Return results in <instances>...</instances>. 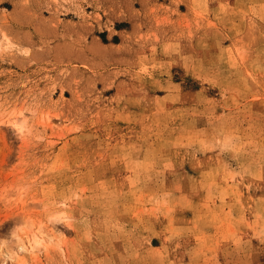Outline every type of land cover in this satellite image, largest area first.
<instances>
[{"label": "rangeland", "instance_id": "rangeland-1", "mask_svg": "<svg viewBox=\"0 0 264 264\" xmlns=\"http://www.w3.org/2000/svg\"><path fill=\"white\" fill-rule=\"evenodd\" d=\"M21 262L264 264V0H0Z\"/></svg>", "mask_w": 264, "mask_h": 264}, {"label": "bare ground", "instance_id": "bare-ground-1", "mask_svg": "<svg viewBox=\"0 0 264 264\" xmlns=\"http://www.w3.org/2000/svg\"><path fill=\"white\" fill-rule=\"evenodd\" d=\"M54 219H52V221H53ZM41 234H42V232H41ZM37 236V235H36ZM39 237V236H38ZM37 237V238H38ZM42 237V236H41ZM52 234H51V236L49 235L48 236V238L47 239H52ZM34 238H35V236H34ZM35 238V240H33L32 242H34V244L31 246V248H30V251H34V249H36V248H39L40 247V245L44 242V240L46 239V238ZM21 264H25V263H23V262H21Z\"/></svg>", "mask_w": 264, "mask_h": 264}]
</instances>
